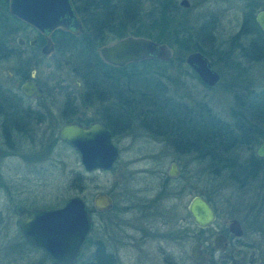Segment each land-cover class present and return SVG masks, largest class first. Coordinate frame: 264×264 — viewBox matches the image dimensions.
Returning <instances> with one entry per match:
<instances>
[{
  "label": "rangeland",
  "instance_id": "obj_1",
  "mask_svg": "<svg viewBox=\"0 0 264 264\" xmlns=\"http://www.w3.org/2000/svg\"><path fill=\"white\" fill-rule=\"evenodd\" d=\"M179 1L175 0L176 4ZM187 2L188 7H181L185 11L180 12L177 19L183 20L188 26L199 23L212 26L214 45L211 51L206 53V57L211 66L219 72L220 78L213 86L206 87L183 61V64L173 62L166 67L163 82L170 97L184 103L186 109L197 110V105L201 104L220 120L229 123L233 90L243 91V88L247 87L256 93L264 89L262 66L259 62L240 58L234 39L237 38L239 43H245L249 40L262 42V38L254 31L242 37L238 36L247 10L244 0H187ZM150 6L149 0H146L145 10ZM256 7L254 16L258 10H264V0H258ZM32 33L30 29L21 30L14 36L11 44L15 45L16 36L27 40ZM21 52H23L21 58H26L25 52L31 51L25 47ZM172 52L178 55L174 49ZM67 54L69 53H65L64 56ZM57 55L54 52L49 57L39 56V65L34 68V79L44 89V98L38 101V104L51 108V114L46 116L47 120L45 115L40 114L39 119H44L42 125L36 127L34 124L28 129L15 130L9 134L1 130L4 123L3 115H0V264H51L45 259L41 250L26 246L20 238L16 228V217L12 213L14 204L29 208L58 207L67 198L77 195L90 206L93 195L104 192L111 195L114 207L120 209L127 197L126 193L132 192L126 188L145 187L147 190L138 193L157 194L164 182H169L170 188L173 185L186 188L180 199L184 205L181 207V202L166 195L155 203L159 211L169 213L174 218H181L184 215L183 208L190 197L201 196L207 199L215 210L216 224L221 225L223 220L234 218L239 221L243 230L238 240V254L235 261L230 264H264V162L251 179H241V176H236L237 168H222V164L231 163L233 159L236 160L235 167L237 164H245L254 155L256 146L264 141L251 146H235L225 153L226 155H220L217 164L208 158L202 159V162H192L191 159L194 158L192 154L183 155L184 157L178 158L182 164L178 166V179L165 180L167 165L175 155L172 141L170 136L154 135L144 130V125L139 119L141 116L136 115L137 109L139 108V113L148 110L145 112L147 120L168 118L172 125L174 122L177 124V119L180 120L182 141L190 137L189 126L185 120L188 119V115L185 111L172 104L163 105L158 111H152V107L143 106V103H137L141 105L139 107L136 105L132 110V106L130 108L122 104L121 108L124 109H121L118 105L120 99L85 101L84 91L70 71L71 67L68 65L54 67ZM16 59L11 54L0 59V89L9 95L19 94L21 81L16 77ZM2 96L4 95L0 96V104L7 110V100ZM139 98L138 94L133 95L136 102ZM71 99H73L72 106L78 109L76 115L71 116L73 112H68L67 115L62 111L59 116L58 112L70 108ZM18 102L21 108L28 103H34L26 100ZM109 108L120 113L121 119L125 120L113 119V115L104 113ZM66 116L85 121L102 119L113 129L112 141L119 149V157L112 170L85 172L75 151L56 139L55 131ZM50 130L54 133L49 132ZM75 171L83 172L80 181L76 177L74 179ZM113 217V215H100L99 229H103L104 222L107 223V220ZM117 217L123 218L124 214L119 213ZM201 236L202 234L191 223L190 242ZM93 238L94 234L83 243L81 256L83 260H86L90 254V242ZM141 247L153 255L154 245L151 242L148 241ZM175 247L178 246L175 244ZM138 253L136 248H118L116 264H135L140 260ZM153 256V260L143 264H162L155 257L157 255ZM216 256L214 254V258ZM182 264L193 263L189 259ZM207 264L216 263L210 260Z\"/></svg>",
  "mask_w": 264,
  "mask_h": 264
},
{
  "label": "trees",
  "instance_id": "obj_2",
  "mask_svg": "<svg viewBox=\"0 0 264 264\" xmlns=\"http://www.w3.org/2000/svg\"><path fill=\"white\" fill-rule=\"evenodd\" d=\"M70 1L80 20L82 31L77 36L58 29L52 33L53 52L63 58L61 61L57 60L54 67L60 68L65 65L71 67L70 70L76 82L84 91L85 101L88 99H114V101L120 99L121 104L130 108L132 106L131 110L135 109L136 105L137 107L141 105L137 103L152 107V111H158L161 106L168 104L182 108L188 115V119L185 118V120L190 131V137L185 138L184 142L181 139L180 120L177 119V124L174 122L173 125L170 124L168 118L147 120L145 112L148 110L139 113V108L136 115L141 116L139 119L144 128L154 135L170 136L171 141L175 140L181 144H190L189 142L195 140L198 145L201 140L202 159L208 158L216 162L215 164L220 160V155H226L225 153L235 146H251L264 141V89L256 93L247 87L243 88L244 90L241 89L243 91L233 90L229 123L220 120L201 104L197 105V110L186 109L184 103L172 99L167 92L166 84L162 79L166 67L173 62L183 64L184 54L191 51H199L207 56V52H210L214 45L212 26L204 23L188 26L183 20H178L180 12L185 10L178 6L175 0H149L151 6L148 10H145L146 0ZM244 1L247 10L244 13L245 17L238 36L242 37L254 31L262 38V42L249 40L239 43L235 38V48L240 58L250 62H259L264 76V33L256 25L253 15L257 9L258 0ZM23 29L32 30L28 25L11 16L6 9V0H0V59L9 54L17 58L16 77L19 81L26 78L30 71L39 65L40 58L38 44L34 47L11 44L14 36ZM126 35L145 37L158 43H165L178 55L173 54L169 61L146 59L128 63L122 67L105 63L99 57L97 49L107 42ZM25 47L36 53L26 54V58H21L22 53H15L21 52ZM65 53L72 55L71 61H66ZM2 94L4 95L2 97L7 100V110L0 104V113L8 116L12 110L15 111L18 106L17 97L20 98L21 95L20 93L9 95L0 89V96ZM136 94L140 96L137 102L133 99V95ZM99 121L113 135V129L102 119ZM263 162V158L254 154L245 164H237L235 167L236 160L233 159L231 163L222 164V168H237L235 169L236 176H241V179H251L261 169ZM83 175L82 171H75L73 177L80 181ZM41 252L44 254L42 250ZM44 256L50 261L46 254ZM50 263L53 264L51 261ZM75 264L114 263L101 250H97L94 256L89 254L86 260L80 257Z\"/></svg>",
  "mask_w": 264,
  "mask_h": 264
},
{
  "label": "water",
  "instance_id": "obj_3",
  "mask_svg": "<svg viewBox=\"0 0 264 264\" xmlns=\"http://www.w3.org/2000/svg\"><path fill=\"white\" fill-rule=\"evenodd\" d=\"M178 5L186 8L188 2L180 0ZM6 9L11 16L34 30L27 39L28 45H34L38 35L45 40L40 47V52L45 55L53 51L50 37L55 30L74 35L82 31L70 0H6ZM254 21L264 33V10L255 13ZM15 42L22 46L24 39L16 36ZM97 52L105 63L115 67L146 59L169 61L173 55L172 48L165 43L132 35L104 44ZM183 61L206 86H213L219 80V74L201 52L191 51ZM19 90L28 97L39 98L43 95L42 90L31 80L22 82ZM56 138L77 153L79 163L87 173L108 171L118 159V147L113 143L110 131L99 121L88 124L76 121L65 123L58 128ZM254 154L264 158V142L256 146ZM174 174L175 165L171 164L169 175ZM93 205L97 211L105 210L110 206V199L104 192H97L93 197ZM187 209L197 227H205L214 219L212 208L199 196L190 199ZM12 211L17 216V226L24 240L30 246L41 249L53 264H75L79 260L82 245L91 228L90 209L81 197L71 196L55 208L27 209L16 204ZM235 225H238L237 221H231L232 229ZM190 256L194 264L205 263L197 243L191 244Z\"/></svg>",
  "mask_w": 264,
  "mask_h": 264
},
{
  "label": "flooded vegetation",
  "instance_id": "obj_4",
  "mask_svg": "<svg viewBox=\"0 0 264 264\" xmlns=\"http://www.w3.org/2000/svg\"><path fill=\"white\" fill-rule=\"evenodd\" d=\"M32 31L34 32L33 29ZM72 35L77 36L78 34L77 35L72 34ZM50 39H51V42L53 45V51H54V43H53L52 37H50ZM44 43H45V40L40 35H38L34 45L32 46L28 45L27 40L24 39V44L22 46L27 45L29 47H34L38 44L39 56L49 57L50 55L54 53L53 51L49 53L48 55H45L40 52V47ZM25 53L29 55V54L36 53V52H25ZM65 57H66V61L68 62L72 60L71 54H67ZM62 59L63 58L60 55H57L55 62L57 60L61 61ZM34 73H35V69H32L30 73L28 74V76L21 81V83L26 80H31L42 90L43 95L39 98H36L34 96L28 97V96L22 95L19 90L21 97L20 98L17 97L18 101L26 100V101H33L34 103H28L25 105V107L21 108L20 102L17 101L18 106H16L15 111L13 110L11 111L10 115L4 116L1 113L0 115L1 116L3 115L2 122L4 123L2 125L4 127H1V130L3 132L6 131V133L10 134L11 132L15 130L20 131V130L28 129L30 128L31 125L34 126V124L37 127L39 125H42L44 122V119L42 118L39 119L38 115L41 114V115H45L46 117L49 114H51L50 113L51 108L38 104V101L44 98V89L34 79ZM217 73L219 74V72ZM20 84H19V87H20ZM202 84L205 85L204 83ZM72 100L73 99H71L70 101V105H71L70 108H67V110H64V109L61 110L62 108L60 109L61 111L58 112L59 116L61 115L62 111H65L67 115H69L68 112L69 113L73 112L71 116L76 115L78 109L76 106H72L73 104ZM65 103L67 104V101ZM118 105L121 108L122 104L120 102H118ZM121 109H124V108H121ZM104 113H107L108 115L109 114L113 115V119L115 118L121 121L125 120V119H121L122 118L121 114L118 113L117 111H113L112 108H109L107 112L104 111ZM47 118L48 117H46L45 120H47ZM71 118L72 117L68 118V116L64 117L63 122L57 127L55 131V137H56V132L58 128L65 123L76 121L82 124H88L92 122V121L85 122V120H81L79 118H75V119H71ZM93 121H99V120H93ZM144 130H146L147 132L148 131L151 132L147 128H145ZM49 132L54 133L52 132V130H50ZM111 136H112V133H111ZM189 143L190 144H181L175 140H172L171 145H172V148L174 150L173 152L175 155H174L173 160H171L167 165L166 172H165L167 178H165V180L175 181L178 179L179 177L178 166L181 164L180 159L178 158L183 155L192 154L191 156L194 157L193 159H191L192 162H197V161L202 162V141L200 140L198 145H196L195 140ZM118 157H119V149H118ZM117 160L114 162L110 170L113 169ZM171 164L175 165V174L173 176L169 175ZM103 172H107V171H103ZM162 185L163 186L161 187L160 191L157 194L156 193L155 194L138 193L139 191L147 190L145 187H140L136 189H131L130 187L126 188V190H132V192L130 194L126 193L127 197L125 198L124 203L120 207V209H116L114 207V202L111 198V195L108 193H105L110 199V206L105 210L97 211L93 205V197H94L93 195L91 205L88 206L90 209V216H91V228L86 237L87 239L90 235L94 234V238L90 242V250H89L90 254L94 256V253L97 250H101L104 253V255L108 257L109 260H112V262L116 264L118 261V256H117L118 248L128 247V248H136L137 251H139L138 255H139L140 260L137 261L135 264H143L145 262L153 260L152 259L154 257L153 255H157L155 257L162 264H179V263L182 264V263H185L186 260H189V259L191 260L190 246L192 243H197L200 253L205 259L204 264H207L208 261L210 260L214 261L216 264H230L234 262L235 261L234 259L238 254L237 252L238 240L243 234V230L241 228L239 221L234 218H229L227 220H223L221 225L218 223L216 224L217 217H216L215 210L211 206L210 202L201 196L199 197L203 198L205 201L208 202V204L210 205L214 213L213 221L205 227H197L191 220L189 211L187 209V205L193 196L188 199L186 205L184 206L183 208L184 215L181 218L180 217L174 218L172 215H169V213L167 214L162 213L155 207V203L159 199L167 195V196H172L174 200H177L179 203L181 202L180 206L183 207L184 203L180 199L184 195L183 193L185 192V189H186L184 187L182 188L175 187L174 185L172 188H170L168 186L169 182H164ZM18 205H21V204H18ZM21 206L25 207L24 205H21ZM25 208L31 209L35 207H30V208L25 207ZM50 208H55V207H50ZM119 213H123L124 217L118 218L117 214ZM102 214L113 215L114 217L111 219H108L107 223L104 222L103 229H99L100 222L98 220V217ZM15 217H16V228L18 230V233L21 236V239L24 242H26L18 229L17 216L15 215ZM233 220L237 221L238 225L237 226L235 225L232 229L230 227V223ZM191 223L194 226V228L197 229L200 232V234H202L201 237L197 239H193L192 242H190ZM238 231L240 233H236ZM148 241L154 245V249H152L153 255H151L150 251L148 250L145 251L141 247V245L143 244L146 245ZM175 244L178 247H175ZM26 245L29 247H32L27 242H26ZM214 254L217 255L216 258H214Z\"/></svg>",
  "mask_w": 264,
  "mask_h": 264
}]
</instances>
